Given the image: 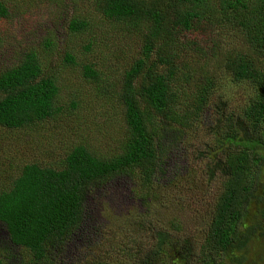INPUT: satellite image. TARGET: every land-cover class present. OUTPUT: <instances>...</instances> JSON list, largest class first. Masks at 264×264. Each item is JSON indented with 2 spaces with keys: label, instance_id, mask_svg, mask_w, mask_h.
<instances>
[{
  "label": "trees",
  "instance_id": "obj_1",
  "mask_svg": "<svg viewBox=\"0 0 264 264\" xmlns=\"http://www.w3.org/2000/svg\"><path fill=\"white\" fill-rule=\"evenodd\" d=\"M86 1L106 22L122 30L142 32V58L134 60L123 74L118 92L126 134L115 141L117 154L111 158L98 157L78 144L60 168L26 163L19 166L12 181L0 185V229L13 248L12 252L6 247L0 251V264H66L62 256L69 252L68 241L84 222L89 190L109 179L123 174L135 176L141 181L139 200L144 205L157 198L155 190L169 186H157L162 181L164 154L170 147L181 153L183 128L191 129V123L198 122L202 108L216 91L209 79L212 73L202 71L203 80L189 99L193 110L178 112L174 71L167 66L178 58L171 45L182 31L224 23L243 33L239 50L224 55L231 81L249 82L256 96L247 102L243 117L235 119V115L224 113L221 96L217 95L221 105L212 131L215 145L203 155L210 159L206 165L210 176L215 178L214 169L222 176V189L200 235L204 237L188 238L184 244L187 253H173L168 261L162 258L171 241L165 231L156 234L152 250L137 245L136 250L121 251L128 254L132 264H264V71L261 66L256 68L264 57V0ZM8 15V8L0 1V19ZM87 21L81 16L71 18L69 34L82 35L90 25ZM38 56L35 50L20 53L16 64L0 69V127L5 131L65 117L70 122L78 108L74 101L69 107L57 106V82L44 73L47 67ZM65 61L76 64L70 55ZM180 65V69L189 68L183 61ZM82 69L85 78H98L92 65ZM181 74L189 83L188 73ZM160 129L166 133L161 135ZM136 225L151 232L155 224L137 220ZM21 254L27 258L11 261ZM79 263L108 264L98 258ZM114 264L126 263L118 260Z\"/></svg>",
  "mask_w": 264,
  "mask_h": 264
},
{
  "label": "rangeland",
  "instance_id": "obj_2",
  "mask_svg": "<svg viewBox=\"0 0 264 264\" xmlns=\"http://www.w3.org/2000/svg\"><path fill=\"white\" fill-rule=\"evenodd\" d=\"M0 1L9 13L7 18L0 19V69L16 64L20 53L35 50L39 61L47 67L44 73L57 82L60 91L57 106L69 107L72 101L78 105L70 122L65 117L23 130L5 131L0 127V172L4 180L0 185L12 181L19 166L26 163L60 168L68 152L78 144L104 159L117 154L115 141L126 134L119 86L132 62L142 58V32L122 30L106 22L86 0ZM74 16L88 19L90 25L82 35L69 34L67 24ZM182 32L171 45L178 58L167 64L174 71L178 112L193 110L189 99L203 80L202 71L212 73L209 79L216 91L202 108L198 122L191 123V129L183 128L181 153L170 147L169 153L164 154L162 181L157 186L164 183L169 186L155 190L157 198L146 205L139 200L141 181L130 174L92 187L84 222L69 239V252L62 256V263L80 264L79 261L98 258L108 264L118 260L132 264L128 254L121 250H136L137 245L152 250L156 234L161 231L171 236L169 247L162 254L163 260L168 261L173 253H187L184 244L188 238L204 237L200 235L210 221L222 189V176L215 169V178L210 176L206 166L210 159L203 155L215 145L212 131L221 105L217 95L221 96L224 113H231L236 119L243 117L247 102L256 94L249 82L232 83V73L224 60L228 51L239 50L243 33L225 23L199 25L195 31ZM66 55L72 56L76 64H67ZM156 56L154 52L153 59ZM180 61L189 68L180 69ZM84 65H92L97 71L96 80L84 77ZM259 66L264 71V57L256 63V68ZM182 72L188 73L189 83L183 80ZM156 122H161V118H156ZM160 133L166 132L160 129ZM137 220L149 223L152 220L153 230L140 229ZM5 247L13 251L7 234L0 229V251ZM21 257L27 258L21 254L11 261Z\"/></svg>",
  "mask_w": 264,
  "mask_h": 264
}]
</instances>
